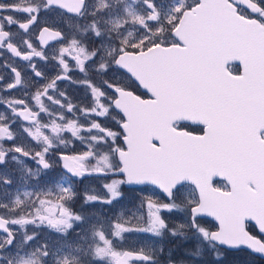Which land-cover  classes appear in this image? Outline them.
<instances>
[{"label": "snow or ice", "instance_id": "1", "mask_svg": "<svg viewBox=\"0 0 264 264\" xmlns=\"http://www.w3.org/2000/svg\"><path fill=\"white\" fill-rule=\"evenodd\" d=\"M225 249L264 257V0H0V264Z\"/></svg>", "mask_w": 264, "mask_h": 264}, {"label": "rangeland", "instance_id": "2", "mask_svg": "<svg viewBox=\"0 0 264 264\" xmlns=\"http://www.w3.org/2000/svg\"><path fill=\"white\" fill-rule=\"evenodd\" d=\"M140 187L138 188H132L131 190L127 191L126 187H124V192H125V195H124V198H123V202L121 205H118L117 206V209L119 210L120 208H123V207H130L134 202V198L136 197L137 195V191ZM77 209H79V204L76 206ZM179 218V214L176 216V217H173L172 219H178ZM175 240V243H169L170 246H174L176 248V251H175V254L177 255V258L180 259V258H183V249L184 248H188L190 246V243L191 245L193 243H195L194 240H187L189 245L187 246L186 242L187 241H183L181 238H178V239H174ZM194 245V244H193ZM239 255H230L228 258H226V256H223L222 259H220L219 261H216L210 257H206L205 259L210 263V264H223L224 262H228V264H259L256 260L253 261V259L251 258V260L249 259H239V258H236L238 257ZM226 258V259H225Z\"/></svg>", "mask_w": 264, "mask_h": 264}, {"label": "flooded vegetation", "instance_id": "3", "mask_svg": "<svg viewBox=\"0 0 264 264\" xmlns=\"http://www.w3.org/2000/svg\"><path fill=\"white\" fill-rule=\"evenodd\" d=\"M69 91L70 92H72L73 94H75V95H81V92H79L78 90H76L75 88H70L69 89ZM140 92H143L144 90H139ZM85 185H91V186H96L97 185V181H95V180H91V179H89V180H85ZM84 185H81L80 187H83ZM127 189V191H129V190H131L132 188H138V187H143V186H125ZM78 205V204H77ZM76 205V206H77ZM209 221H211L212 219H210V218H207ZM212 223H215L214 221H212ZM178 239V238H177ZM175 243V240H171V241H166L165 243H167L168 244V246L169 247H173L174 248V250L176 251V248L174 247V246H170L169 245V243ZM187 243H190V242H188L187 241ZM193 244H195V243H193ZM191 245V243H190V246L188 247V248H192L194 245ZM232 254H234V255H239L238 257H236V258H239V259H241V260H243V259H249V260H251V258L253 259V261L254 260H256L259 264H264V258H261L260 256H258V255H256V254H249V252H238V250H232V249H225L224 250V255L223 256H226V258H228L230 255H232ZM254 256H256V257H254ZM225 258V259H226ZM258 258H260V259H258ZM210 264V263H209ZM223 264H228V262L226 263V262H224ZM235 264V263H234Z\"/></svg>", "mask_w": 264, "mask_h": 264}, {"label": "trees", "instance_id": "4", "mask_svg": "<svg viewBox=\"0 0 264 264\" xmlns=\"http://www.w3.org/2000/svg\"><path fill=\"white\" fill-rule=\"evenodd\" d=\"M186 244H187V246L189 245L187 242H186ZM238 252H248L247 250H238ZM254 257H256V256H254ZM257 258V257H256ZM258 259H260V258H258ZM264 260V259H263Z\"/></svg>", "mask_w": 264, "mask_h": 264}, {"label": "water", "instance_id": "5", "mask_svg": "<svg viewBox=\"0 0 264 264\" xmlns=\"http://www.w3.org/2000/svg\"><path fill=\"white\" fill-rule=\"evenodd\" d=\"M210 218V217H209ZM210 219H212V218H210ZM256 255H258V254H256ZM259 256V255H258ZM261 257V256H260ZM261 258H264V257H261Z\"/></svg>", "mask_w": 264, "mask_h": 264}]
</instances>
